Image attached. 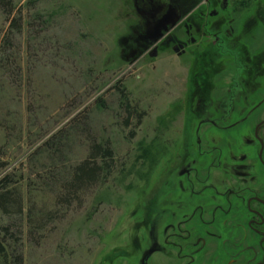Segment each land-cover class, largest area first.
Returning <instances> with one entry per match:
<instances>
[{
  "label": "rangeland",
  "instance_id": "1",
  "mask_svg": "<svg viewBox=\"0 0 264 264\" xmlns=\"http://www.w3.org/2000/svg\"><path fill=\"white\" fill-rule=\"evenodd\" d=\"M8 1L0 2V198L8 194L0 264H180L161 246L164 202L176 197L177 177L167 186L166 172L192 156L196 123L226 95L228 74L216 79L213 54L233 41L238 58L244 49L250 67L258 62L264 0ZM95 145L110 155H96L93 181L73 185Z\"/></svg>",
  "mask_w": 264,
  "mask_h": 264
},
{
  "label": "flooded vegetation",
  "instance_id": "2",
  "mask_svg": "<svg viewBox=\"0 0 264 264\" xmlns=\"http://www.w3.org/2000/svg\"><path fill=\"white\" fill-rule=\"evenodd\" d=\"M176 5L170 2L173 10ZM168 6L156 14L162 16ZM215 40L225 47L216 34ZM226 47L215 53L216 79L228 74L226 95L215 100L213 115L196 123L186 149L192 156L169 165L163 183L171 186L177 177L176 197L164 202L161 246L167 258L175 255L180 264H264V90L255 86L264 71V49L252 71L244 49L238 58L237 43ZM197 72L195 82L203 87L206 69L200 65Z\"/></svg>",
  "mask_w": 264,
  "mask_h": 264
},
{
  "label": "trees",
  "instance_id": "3",
  "mask_svg": "<svg viewBox=\"0 0 264 264\" xmlns=\"http://www.w3.org/2000/svg\"><path fill=\"white\" fill-rule=\"evenodd\" d=\"M0 2L2 5H5V6H9L11 4V2L8 0H0ZM10 8H12V7L10 6ZM215 53L213 54V57L211 60L213 66L215 64ZM209 59H210V56H209ZM209 59H206L204 64H210V63H208ZM215 66H216V64H215ZM93 150H94V152L90 156V159H91L90 162H92V163L83 162L76 167L74 175H73V180H72L73 185L79 186V185H81L82 182L93 181L96 178L97 172L99 170V167L95 164V158L98 155H100L103 159H107L106 157L110 155L109 149H107V148L102 149L101 146H99V145H95ZM6 195L8 196L7 193H4L1 196L0 203H2V201L4 199H6L5 198ZM0 252H3V247L1 246V243H0ZM5 264H6V261H5Z\"/></svg>",
  "mask_w": 264,
  "mask_h": 264
},
{
  "label": "water",
  "instance_id": "4",
  "mask_svg": "<svg viewBox=\"0 0 264 264\" xmlns=\"http://www.w3.org/2000/svg\"><path fill=\"white\" fill-rule=\"evenodd\" d=\"M150 252H151V251H150ZM150 252L146 255V258L148 257V255L150 254ZM146 258H145V259H146Z\"/></svg>",
  "mask_w": 264,
  "mask_h": 264
}]
</instances>
